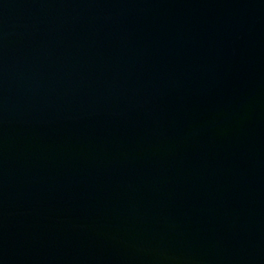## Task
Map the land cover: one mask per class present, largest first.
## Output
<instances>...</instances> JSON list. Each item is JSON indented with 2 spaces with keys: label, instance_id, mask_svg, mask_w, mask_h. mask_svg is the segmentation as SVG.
Listing matches in <instances>:
<instances>
[{
  "label": "water",
  "instance_id": "1",
  "mask_svg": "<svg viewBox=\"0 0 264 264\" xmlns=\"http://www.w3.org/2000/svg\"><path fill=\"white\" fill-rule=\"evenodd\" d=\"M0 264H264V0H0Z\"/></svg>",
  "mask_w": 264,
  "mask_h": 264
}]
</instances>
